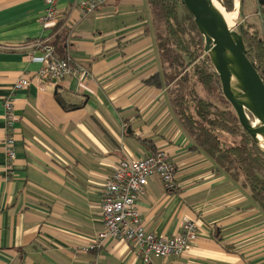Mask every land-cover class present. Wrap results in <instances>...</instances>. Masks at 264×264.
I'll return each instance as SVG.
<instances>
[{
    "label": "crops",
    "instance_id": "1",
    "mask_svg": "<svg viewBox=\"0 0 264 264\" xmlns=\"http://www.w3.org/2000/svg\"><path fill=\"white\" fill-rule=\"evenodd\" d=\"M79 1L59 0L58 9L73 21L66 55L90 76L40 82L32 43L51 42L57 24L40 23L44 0H0V264H144L128 242L95 243L122 147L134 158L163 149L176 165L172 190L152 177L137 201L146 229L171 237L185 218L199 228L182 255L151 264H264V212L249 189L192 147L167 85L145 82L162 70L147 0H109L81 19ZM256 3L248 16L264 41V2ZM22 76L29 84L13 93L6 177L3 100Z\"/></svg>",
    "mask_w": 264,
    "mask_h": 264
},
{
    "label": "trees",
    "instance_id": "2",
    "mask_svg": "<svg viewBox=\"0 0 264 264\" xmlns=\"http://www.w3.org/2000/svg\"><path fill=\"white\" fill-rule=\"evenodd\" d=\"M151 23L156 38V47L161 62L160 73L147 78V84L167 85L166 95L179 124L192 139V147L206 154L215 163L217 170L249 189L256 205L264 212V151L238 123L236 115L229 109H221L213 102L197 96L190 90L172 91L171 83L188 68L190 77L207 91L218 89L220 82L211 61L204 53V42L189 11L180 0H147ZM227 11L234 7V0H222ZM232 12V11H231ZM162 24L163 35L156 25ZM243 42L248 59L254 63L259 74L264 75V41L259 28L245 25ZM67 31L57 25L53 32V53L65 58ZM165 63V64H164ZM188 78H184L187 81ZM221 92V91H220ZM222 93V92H221ZM238 136L239 142L226 143L220 135Z\"/></svg>",
    "mask_w": 264,
    "mask_h": 264
},
{
    "label": "built area",
    "instance_id": "3",
    "mask_svg": "<svg viewBox=\"0 0 264 264\" xmlns=\"http://www.w3.org/2000/svg\"><path fill=\"white\" fill-rule=\"evenodd\" d=\"M59 0H44L45 9L40 18L41 24L56 22L60 26H69L73 21L62 16L58 9ZM109 0H82L74 2L79 19L88 16L102 8ZM258 3V0H255ZM37 53L30 56L32 62L40 64L35 74L40 82L61 79L64 76L88 77L90 72L81 64L72 63L68 56L58 58L49 44L40 40L32 43ZM28 77L22 76L11 87V93L3 100L4 109V151L6 155V177L15 159L14 138L12 127L15 116L13 113V93L28 86ZM116 161L109 180L104 183L101 200L102 229L97 233L95 243L100 244L107 238L130 243L137 256L144 264H151L153 257L180 256L187 251L198 237L196 221L185 218L180 233L171 236H156L148 231L140 219L137 201L144 192L147 182L152 177L161 181L164 190L170 191L174 186L176 165L169 154L159 149L141 158L124 154Z\"/></svg>",
    "mask_w": 264,
    "mask_h": 264
},
{
    "label": "water",
    "instance_id": "4",
    "mask_svg": "<svg viewBox=\"0 0 264 264\" xmlns=\"http://www.w3.org/2000/svg\"><path fill=\"white\" fill-rule=\"evenodd\" d=\"M191 14L204 42L206 53L218 75L221 92L233 109L241 128L257 146L255 132L264 129V75L259 74L247 55L243 42V28H230L223 13L213 0H180ZM264 0H258L263 3ZM227 11L222 0H218ZM238 14L242 13V0H238ZM256 123V124H254Z\"/></svg>",
    "mask_w": 264,
    "mask_h": 264
},
{
    "label": "rangeland",
    "instance_id": "5",
    "mask_svg": "<svg viewBox=\"0 0 264 264\" xmlns=\"http://www.w3.org/2000/svg\"><path fill=\"white\" fill-rule=\"evenodd\" d=\"M255 2H256L255 0H243L241 15H239L238 11L236 10V19H235V24H234V25H236L235 26L236 30L238 29L239 25H241V26L254 25L250 21V18L248 16L249 15L248 12H252L254 10ZM235 5L236 4L234 2V6ZM233 10L234 9H232L231 11H233ZM156 28H157L159 34L163 35L164 32H163L162 24H157ZM191 68L192 67L188 68L184 77H181V76H183L182 75L183 72H182L174 79V81L171 83V87H170L172 89V91L176 92V90L178 89V86H179V89L185 90L184 93H186L190 90H193L197 94V96L213 102L214 104H216L221 109L229 108L234 113L233 109L231 108L229 103L225 100L222 93L220 92L221 88H220V91L218 89H214L211 92L207 91L200 83H196L195 80L190 77L189 69H191ZM184 78H188V80L184 81ZM220 137H221V140H225V142L228 144L233 143V142H239L238 136H232V135L227 134V133L220 135Z\"/></svg>",
    "mask_w": 264,
    "mask_h": 264
},
{
    "label": "bare ground",
    "instance_id": "6",
    "mask_svg": "<svg viewBox=\"0 0 264 264\" xmlns=\"http://www.w3.org/2000/svg\"><path fill=\"white\" fill-rule=\"evenodd\" d=\"M214 5L218 7V9L223 13V16L230 28H232L235 24V19H236V10L238 8V0H235V6L234 10L232 12L229 11H223L222 7L218 3V0H213ZM256 124V123H254ZM256 135V140L258 142V145L264 150V129H259L255 132Z\"/></svg>",
    "mask_w": 264,
    "mask_h": 264
}]
</instances>
